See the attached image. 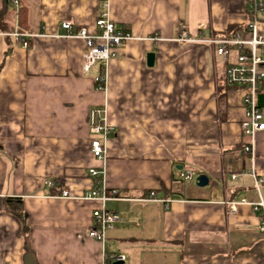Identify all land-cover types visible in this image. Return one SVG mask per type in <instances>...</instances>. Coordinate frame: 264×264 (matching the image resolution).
I'll list each match as a JSON object with an SVG mask.
<instances>
[{"label": "crops", "instance_id": "obj_1", "mask_svg": "<svg viewBox=\"0 0 264 264\" xmlns=\"http://www.w3.org/2000/svg\"><path fill=\"white\" fill-rule=\"evenodd\" d=\"M247 3L10 1L0 25V264H25L28 253L38 264H103L104 248L125 255L119 264H264V208L255 206L264 201V131L254 159L240 152L244 93L227 84L225 57L215 45L175 40L179 24L195 38H251ZM21 6L29 46L13 35ZM104 12L132 38L115 49L101 91V64L84 74L85 41L61 24L96 32ZM259 27L264 34V20ZM258 103L264 113V81ZM98 110L114 127L105 161L91 153ZM91 168H104L99 176L120 199L78 198L99 188ZM179 171L196 175L185 180ZM200 174L208 185L197 184ZM16 197L23 221L7 209ZM102 207L119 215L105 244L89 236Z\"/></svg>", "mask_w": 264, "mask_h": 264}, {"label": "built area", "instance_id": "obj_2", "mask_svg": "<svg viewBox=\"0 0 264 264\" xmlns=\"http://www.w3.org/2000/svg\"><path fill=\"white\" fill-rule=\"evenodd\" d=\"M247 11L250 21L247 24L246 31L250 32L251 38H243L241 32H237L232 37H191L184 25L179 24V36L175 40L184 42H206L216 46V51L226 59V82L229 86L243 90V103L245 108L244 118L241 120L243 130V140L240 152L255 158V149L257 135L264 131V113L258 104V93L261 83L264 81V34L261 32L259 24L264 20V0H248ZM61 26L67 31V37H77L85 41L86 50L83 55V73L88 75L93 67L101 64L100 73L95 78L97 88L106 91L108 86V63L115 49L120 47L123 42L132 38L130 33L116 28L115 23L107 12H104L97 20L96 32H90L87 27H81L73 30L71 21L62 22ZM17 39L22 41L24 46H29L26 36L31 34L15 32L13 34ZM236 54L230 58L232 52ZM98 110L95 116L98 120L93 123L92 131L97 135L91 140V153L98 160L105 161L107 158V138L113 132V125L107 122L105 117L106 111ZM104 114L103 117H101ZM105 173L102 170L91 168L90 174L99 177V188H93L86 191L78 198L85 200H97L104 204L111 199H120L119 192L116 189L108 190L104 179L99 175ZM194 172L179 171L178 176L185 180H192L195 177ZM252 175L256 179V185L259 186L263 181L254 171ZM236 177V176H234ZM50 186L54 185L53 181H48ZM65 198H72L68 190H63L60 194ZM152 196L156 194L151 192ZM248 203L246 199L237 202H230V213L236 212L239 204ZM263 206L264 201L256 203L259 208ZM94 225L89 231V236L96 239L102 244L108 240V231L112 230L119 221V215L105 207L94 210ZM260 229L264 230V221L260 224ZM103 264H119L125 260V255L121 252L103 251Z\"/></svg>", "mask_w": 264, "mask_h": 264}, {"label": "trees", "instance_id": "obj_3", "mask_svg": "<svg viewBox=\"0 0 264 264\" xmlns=\"http://www.w3.org/2000/svg\"><path fill=\"white\" fill-rule=\"evenodd\" d=\"M11 0H3V3L5 4V7L0 10V25L3 27V24L6 23V9L10 5ZM104 1V0H102ZM28 19V11L26 6H21L19 13H18V21H19V31L20 32H26L29 30L28 27H26V20ZM25 26V27H24ZM4 30V27H3ZM236 34V32H231L227 34L228 37H232ZM259 104V103H258ZM260 106V104H259ZM7 209L14 214L17 218L21 219L23 221V200L20 197L16 198H8L7 199Z\"/></svg>", "mask_w": 264, "mask_h": 264}, {"label": "water", "instance_id": "obj_4", "mask_svg": "<svg viewBox=\"0 0 264 264\" xmlns=\"http://www.w3.org/2000/svg\"><path fill=\"white\" fill-rule=\"evenodd\" d=\"M147 57H148V65L153 66L154 62H155V54L149 53ZM196 182L199 186L204 187V186L208 185L209 178L205 174H200L197 176ZM25 264H38L35 254L28 253L25 256Z\"/></svg>", "mask_w": 264, "mask_h": 264}, {"label": "rangeland", "instance_id": "obj_5", "mask_svg": "<svg viewBox=\"0 0 264 264\" xmlns=\"http://www.w3.org/2000/svg\"><path fill=\"white\" fill-rule=\"evenodd\" d=\"M11 7H12V4H11ZM10 13H11V15H13V13H12V11L10 10Z\"/></svg>", "mask_w": 264, "mask_h": 264}]
</instances>
